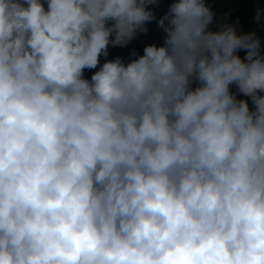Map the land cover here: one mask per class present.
Listing matches in <instances>:
<instances>
[{"label":"clouds","instance_id":"clouds-1","mask_svg":"<svg viewBox=\"0 0 264 264\" xmlns=\"http://www.w3.org/2000/svg\"><path fill=\"white\" fill-rule=\"evenodd\" d=\"M149 5L0 0V264H264V37Z\"/></svg>","mask_w":264,"mask_h":264},{"label":"trees","instance_id":"trees-1","mask_svg":"<svg viewBox=\"0 0 264 264\" xmlns=\"http://www.w3.org/2000/svg\"><path fill=\"white\" fill-rule=\"evenodd\" d=\"M253 1L254 0H206L207 3L212 4L213 7H214V10L217 13V22H219L220 15L222 13H224V12H227L229 9H235L233 14H232L233 18H239L240 19L239 15H242L243 18H242L241 21L246 26V29L242 30V29L238 28V31H247V28L249 27V21H255L256 20L255 19V9H256V7H255V3H253ZM173 2H174V0H157V6L154 7L152 5H149V7H154L155 13H158V12H161V11L167 12L170 4L173 3ZM45 3H46V0H45ZM244 10H249V13L243 14ZM157 24L158 23H157L156 20L147 23V27H148L149 31L145 35L149 36L150 40L153 39V37H152V35L150 33V29L152 27L156 26ZM157 36L161 37L160 34H158ZM142 44H145V43H142ZM120 50H121V48H119V47H112L111 48V51H113V52H118ZM127 51L128 50H126L124 52V54H123L124 58H125V54H126ZM129 51H130V58H133L131 56L132 50H129ZM127 53H129V52H127ZM137 53L140 55L139 52H137ZM238 54L243 58L246 55V50L241 49V50H239ZM85 76H86V78L90 79L89 78V74L86 71H85ZM232 87H233V91H236L235 85L232 86ZM238 98L248 99V101L250 99V97H244L243 94H241V93H238Z\"/></svg>","mask_w":264,"mask_h":264},{"label":"rangeland","instance_id":"rangeland-1","mask_svg":"<svg viewBox=\"0 0 264 264\" xmlns=\"http://www.w3.org/2000/svg\"><path fill=\"white\" fill-rule=\"evenodd\" d=\"M253 3H255V7H257V6H264V0H254ZM255 11H256V9H255ZM164 13H165V11H161V12H158L156 14L158 16H163ZM247 13H249V10H244L243 11V14H247ZM239 17H240V19H239L240 24L238 25V28L244 30V29H246V26L241 21L242 18H243V16L242 15H239ZM236 19L237 18L231 17V21H235ZM262 25H264V22L258 23L256 20L255 21H249V27L247 28V31H251L253 29H256L258 31V34H260L262 37H264V27H262ZM154 27L158 28L159 29V32L157 34H155V35L152 36L153 37L152 40H150L149 36H146L145 33H138L137 36L127 46H125V47H119V48H121V50L118 51V52L111 51V48L112 47L110 45L109 46V56L107 58L101 56V65L105 62V59H113V57L115 58L116 56H121L122 58H124L123 57V54H124V52L126 50H128L127 52H129V53L126 52L125 58L129 59L130 56H127V54H130V51L129 50L135 49L141 55V54H143L142 48H144L146 45L152 44V43H156L159 46V45L163 44L162 43V36L165 34L164 31H163V29L160 28L158 26V24L156 26H154ZM212 27L215 28L216 27V23L213 24ZM158 34H160L161 37L160 36L158 37L157 36ZM142 43H145V44H142ZM96 70H98V68L97 69H92V70H87L86 69L85 71L88 72L89 78H91V75ZM232 90H233V87H232ZM249 104H250V106H252L251 98L249 99Z\"/></svg>","mask_w":264,"mask_h":264},{"label":"built area","instance_id":"built-area-1","mask_svg":"<svg viewBox=\"0 0 264 264\" xmlns=\"http://www.w3.org/2000/svg\"><path fill=\"white\" fill-rule=\"evenodd\" d=\"M156 16H157V19H159L161 16H158L157 14H156ZM159 32V29L158 28H156V27H152L151 29H150V33H151V35L153 36V35H155V34H157ZM165 35L166 34H164L163 36H162V43H164V37H165ZM144 48H142V50H143ZM127 56H130V54H127ZM113 59H114V57H113Z\"/></svg>","mask_w":264,"mask_h":264}]
</instances>
